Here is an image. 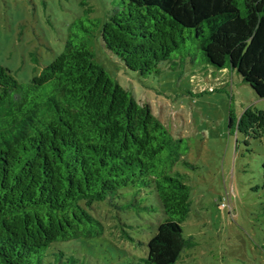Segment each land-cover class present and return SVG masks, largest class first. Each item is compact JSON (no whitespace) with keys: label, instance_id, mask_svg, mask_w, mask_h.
<instances>
[{"label":"trees","instance_id":"1","mask_svg":"<svg viewBox=\"0 0 264 264\" xmlns=\"http://www.w3.org/2000/svg\"><path fill=\"white\" fill-rule=\"evenodd\" d=\"M99 33L141 76L193 60L182 49L194 45L203 62L235 70L264 98V0H118ZM89 37L68 41L29 82L0 65V264H72L70 242L104 231L89 209L148 210L141 191L164 218L138 264H176L193 245L183 231L190 189L174 170L192 166L183 139L111 78ZM235 130L261 137L264 109L246 108Z\"/></svg>","mask_w":264,"mask_h":264},{"label":"rangeland","instance_id":"2","mask_svg":"<svg viewBox=\"0 0 264 264\" xmlns=\"http://www.w3.org/2000/svg\"><path fill=\"white\" fill-rule=\"evenodd\" d=\"M117 1L0 0V65L29 82L68 41L90 36L95 60L186 146L183 158L192 166L179 162L174 170L184 174L190 189L183 231L193 245L176 264H264V130L258 138L235 130L242 112L264 109V99L235 70L203 62L194 45L182 49L193 60L162 62L158 73L141 76L127 69L102 47L99 33ZM149 195L139 193L145 199L140 207L148 210L94 204L89 211L103 223V234L72 240V264H138L164 218Z\"/></svg>","mask_w":264,"mask_h":264},{"label":"built area","instance_id":"3","mask_svg":"<svg viewBox=\"0 0 264 264\" xmlns=\"http://www.w3.org/2000/svg\"><path fill=\"white\" fill-rule=\"evenodd\" d=\"M220 206L223 208L225 206V200L222 201V203L220 204Z\"/></svg>","mask_w":264,"mask_h":264},{"label":"water","instance_id":"4","mask_svg":"<svg viewBox=\"0 0 264 264\" xmlns=\"http://www.w3.org/2000/svg\"><path fill=\"white\" fill-rule=\"evenodd\" d=\"M262 99H264V98H262Z\"/></svg>","mask_w":264,"mask_h":264}]
</instances>
